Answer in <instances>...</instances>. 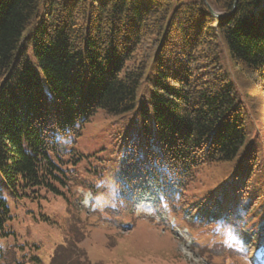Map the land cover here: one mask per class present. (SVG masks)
I'll use <instances>...</instances> for the list:
<instances>
[{"label": "trees", "instance_id": "obj_1", "mask_svg": "<svg viewBox=\"0 0 264 264\" xmlns=\"http://www.w3.org/2000/svg\"><path fill=\"white\" fill-rule=\"evenodd\" d=\"M222 44L264 94V0H0V179L22 200L43 198L44 189L68 199L73 186L103 192L105 207L91 214L106 220L134 211L135 168L153 182L159 207L190 213L197 235L223 232L224 246L264 264V143L222 64ZM152 61L149 104L139 106ZM101 108H139L145 141L154 119L160 142L147 167L124 164L115 186L90 163L93 154L73 150V165L92 164L87 178L60 150L59 139L79 134ZM125 140L135 153L137 141ZM231 162L207 194L193 193L203 170ZM16 217L0 187V264H40V243L22 240ZM75 236L52 264L68 263Z\"/></svg>", "mask_w": 264, "mask_h": 264}, {"label": "rangeland", "instance_id": "obj_2", "mask_svg": "<svg viewBox=\"0 0 264 264\" xmlns=\"http://www.w3.org/2000/svg\"><path fill=\"white\" fill-rule=\"evenodd\" d=\"M30 55L37 63L32 49ZM222 64H225L239 97L245 104L246 118L255 131L254 135L259 134L264 143V94L261 86L255 84L235 67L223 44ZM155 73V65L152 61L144 83L139 89V106L142 103L149 104L151 81ZM42 77L45 91L48 96H51L43 74ZM154 123L152 119L150 137L146 142L139 108L122 114H109L101 108L90 121L82 126L79 134L71 133L59 139L60 150L63 158L69 159L70 166L74 164L73 150L83 154H93L90 163L97 167L96 170L104 172L107 182L114 181V185L117 179L123 176L125 168L130 169L126 163L132 162L138 168L148 166L149 150L160 147ZM126 138L137 141L135 153L131 150V145L125 140ZM87 161H79L73 167L80 169L85 177L94 178L95 176L86 170L89 165H92ZM234 167L235 162H231L226 165L215 164L203 170L200 179L196 182L198 188L193 187V193H196L197 197L207 194L221 179H225ZM132 171V175L138 177L135 179L137 182L141 172ZM138 186H142L141 180L138 181ZM0 187L17 216L13 226L22 235V240L26 238L40 243L42 247L38 251L42 257L40 264H52L56 248L66 244L67 238L72 236L73 231L80 232V236H75L77 245L70 246V252L66 254L70 257L67 264H252L247 255L224 246L223 232L217 235L211 232H207L206 235H197L196 228L190 225L191 215L188 212H184L181 216L168 214V216L176 217V222L182 226L180 230H173L168 224L165 228L167 220L164 219H159L160 223L155 224V218L152 216L163 217L160 211L149 209L148 216L138 215L144 210L141 203L151 204L155 199L154 195L146 190L147 187L142 186L144 190L140 191L143 193L139 196L134 211L129 208L113 214L111 219L106 220L100 214H91L93 203L89 205L88 201L82 198V192L88 191L83 187L73 186V189L67 192L68 199L61 197V194L54 190L44 189V197L33 201H30L29 197H25L26 200L17 199L4 184L3 179H0ZM66 187L62 189L67 190ZM113 190L110 189L108 200L112 199L111 195L116 194L112 193ZM78 194H81V197ZM85 194L91 196L92 192L88 191ZM100 194L104 197L103 192ZM100 194L96 196L99 197ZM101 197L97 198L98 203L94 205L95 209L105 207L106 204L102 202ZM203 201L204 199L199 204ZM239 208H241L240 205L236 208V213H239ZM246 218L247 215L243 220ZM126 225L131 228L128 229ZM186 227L190 230L188 231ZM189 232L194 236V241ZM225 244L229 245L227 240Z\"/></svg>", "mask_w": 264, "mask_h": 264}, {"label": "water", "instance_id": "obj_3", "mask_svg": "<svg viewBox=\"0 0 264 264\" xmlns=\"http://www.w3.org/2000/svg\"><path fill=\"white\" fill-rule=\"evenodd\" d=\"M212 14L216 17H222V16H225V15H228L230 14V12H227V13H219V12H216L215 10L212 9V7L210 8Z\"/></svg>", "mask_w": 264, "mask_h": 264}]
</instances>
